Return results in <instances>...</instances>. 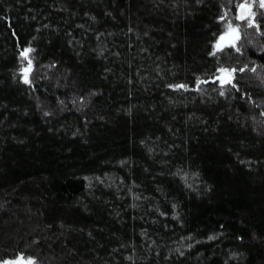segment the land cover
<instances>
[{"label":"trees","instance_id":"1","mask_svg":"<svg viewBox=\"0 0 264 264\" xmlns=\"http://www.w3.org/2000/svg\"><path fill=\"white\" fill-rule=\"evenodd\" d=\"M245 1L0 0V263L264 264Z\"/></svg>","mask_w":264,"mask_h":264},{"label":"snow or ice","instance_id":"2","mask_svg":"<svg viewBox=\"0 0 264 264\" xmlns=\"http://www.w3.org/2000/svg\"><path fill=\"white\" fill-rule=\"evenodd\" d=\"M260 6H261V7H264V0H260ZM246 7L249 9V15H251V10H250L251 6L246 5L245 3H241V4L238 6V8H239V10H240L241 13H243V11H244V9H245ZM225 15H226V14H225ZM247 18H248V17L244 16L243 14L237 16V19H241V20H243V19H247ZM248 26H249V27L253 26V21H252V20H249ZM228 29H229V32H235V33L237 34V35H236V39H239L238 26H237L236 28H234V27L232 26L231 22H229V24H228ZM220 39H221V40H224L225 37H224V36H221ZM217 47L219 48V45H217ZM30 51H32V49H30V48H29V49H25V50L21 53V56L24 57L25 59H27V58H28V53H29ZM28 64H29V66L31 65V60H30V59H28ZM241 70H243V69H241ZM252 70L255 71V69H252ZM221 72H222V73H228V70H227V69H221ZM232 72H235V69H232ZM25 82H27V79H25ZM230 82H231L230 79H229V80H226V81H221L222 84H223V83H230ZM177 87H183V85H178ZM221 95H223V93H221ZM29 264H32V262L29 261Z\"/></svg>","mask_w":264,"mask_h":264},{"label":"rangeland","instance_id":"3","mask_svg":"<svg viewBox=\"0 0 264 264\" xmlns=\"http://www.w3.org/2000/svg\"><path fill=\"white\" fill-rule=\"evenodd\" d=\"M242 3H245L246 5L251 6L250 10H251V15L253 16V12H252L253 10L252 9H253L254 5H256L255 1L254 0H252L251 2L245 1V2H242ZM259 6H260V0H259ZM261 8H264V7H261ZM238 11H239L238 12V16L241 15V14H243L246 17L251 16V15H249V9L247 7L244 9L243 13L240 12L239 8H238ZM239 20H241V19H239ZM243 20H246V19H243ZM228 32H229V29L226 32H224V34H226ZM238 32H239V30H238ZM222 36H224V35H222ZM240 37H241V34H240ZM240 37H239V39H240ZM239 39L236 42H238ZM217 42H216V45H217ZM235 45H236V43H235ZM235 45H233V46H235ZM227 47H232V46H227ZM226 74L227 73H222L221 72V75H222L221 77L226 76ZM29 261H31V260H25V259L22 258V259H19V260H10L8 262H4V263H0V264H29Z\"/></svg>","mask_w":264,"mask_h":264},{"label":"water","instance_id":"4","mask_svg":"<svg viewBox=\"0 0 264 264\" xmlns=\"http://www.w3.org/2000/svg\"><path fill=\"white\" fill-rule=\"evenodd\" d=\"M236 33L235 32H228L226 34H224L225 39L221 40L219 38L217 45H219V49H224L227 46H233L235 45L236 41L238 39H236ZM239 37H240V33H239Z\"/></svg>","mask_w":264,"mask_h":264}]
</instances>
